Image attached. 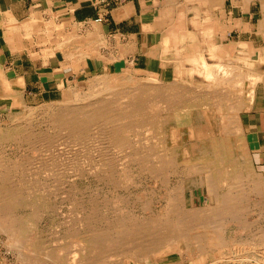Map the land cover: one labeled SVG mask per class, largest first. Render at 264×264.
<instances>
[{
	"label": "bare ground",
	"instance_id": "bare-ground-1",
	"mask_svg": "<svg viewBox=\"0 0 264 264\" xmlns=\"http://www.w3.org/2000/svg\"><path fill=\"white\" fill-rule=\"evenodd\" d=\"M261 1L263 3V12H264V0H261ZM176 2L177 1L174 0V2L169 3V7L164 9L161 12V18H160V21L163 24H167L172 29V30H170L171 35L170 36L167 35V37H165L163 39V42H162L163 50H168L171 47H175L178 49L179 55H180V59L179 60L176 59V61H178V69H176V74H175L174 78H175V80L178 78L179 80L187 81V80L195 79L194 76L196 75V76H199V77L204 79L202 82L200 81V84L198 83V85H202L204 87L205 86L210 87V85L214 86L213 85L214 81H215V86H216L217 85V79H218L217 77L220 76V74H224L225 76L220 78L221 80L219 82L221 83L225 79L226 80L228 79V81L232 82V85L230 88L229 87H228V89L226 88L227 90H224L225 88L221 89L222 91L218 89L219 93H217L216 95L215 94L211 95V94L207 93V95H210V96H206L205 95L206 93L204 91H203L202 95H201V92L198 91L199 86H198V88L195 86V88H197V91L200 93V95H199L200 97H197L195 99H199V100L203 99L204 100V98L209 97L211 99L217 100V104L214 105L216 107V109H213V111L209 110V112L210 113L217 112V113H221L224 115L226 110H227V114L229 111L231 116L229 117L227 122L229 123V121H230V123L229 124L224 123V125L222 124L223 126L219 125V121L223 120L225 122L227 117L224 116L222 118V120H216V118L211 116V114H209V116L206 114V113H209L208 110H206V113L197 111L198 109L194 110L193 105L194 104L196 105V102L192 103V102L182 101V99H180L181 98L180 95H176V94L172 93L173 92L172 90H176V91H178L179 89L183 90V88H180L182 86L177 87V86L173 85L172 87L171 86L167 87L168 89L169 88L171 89L168 91H166V89L165 90L162 89L161 86L160 87L159 86L154 87V86H150V85H148V86H146V85H135V86H133L132 82H131V80H132L131 75L132 74L128 75L126 72L128 70H124V68H123L120 72L121 75H119V76L115 77V75H117V74L113 69H106L108 71L105 72L104 75L99 76L97 74V75H94V78H93L94 84H96V86H100L102 88V89H100V90H102L101 91L102 95L103 94L112 95V97H114V95L119 96L118 99L122 100L121 103L116 102V101H118V100H116L117 98L115 99L116 101L112 102V101L108 100L109 98H103L102 97L101 99H98V100L94 99L96 101L89 102L85 105L84 104H69L71 106H65V107L62 105L64 107V109L62 108V111L60 110L56 116L51 117L52 118L51 123L54 125L52 127L57 128V129H59V127H60L61 129H65L66 131L68 130L67 133H70V135L73 137L72 138L73 140H80V139L82 140L83 138L87 139L88 137H90L89 135H90V133H92L91 127H93L92 126L93 123L101 122L102 125H104L106 123V125L108 126V125H110V122L116 121L115 120L116 118L122 119V117H123V119H122V123H123V120L128 118V117L130 119V116H134V117L143 116L144 117V116H146V114L148 113V110H149L151 112V114L148 113L149 116L151 115L150 117H148L149 122L150 123L153 122L152 124H154V122H156L157 124H160L159 127L161 129H164V128L166 129V127H167V129L170 128L172 130V133L167 135L168 139H166V141L164 142L165 143V149H167V150H165L163 148L165 151H163V154H161V155L159 154L160 159H157L158 164L151 166V167L148 166L150 168L149 172H151L150 174H152V175H150L148 172L147 173L150 176H153L156 179L161 180L162 184H165L166 182H168L167 179L165 178V173L167 174V171L170 168V166H173L174 168L175 167L180 168V166H181L183 169H185L187 171L189 168H192V167L195 168L194 172L196 175L205 174V177L203 178V181L201 180V178H200L201 176H200L199 178H192L188 182L190 183L191 186H194L192 188H196V186H203V190L207 195V202L209 204L207 206L209 208L208 211H211V212L215 211L216 212V211L222 210V212L225 211L224 213H226V214L231 213L232 218H233L232 220L233 221L235 220L236 221L235 223L239 222L238 225H240L242 227L246 226L248 224L247 227H250V229H251L252 222H251V225H249V222L247 223V222H241L240 220H237V218L238 217L240 218L241 215L238 216L239 214L236 215V213H237L238 209L240 208V205H242L241 203L247 201L248 204H250L249 202L252 200L251 197L254 195L256 196V199H258V200H256L258 202L257 206H256V208L258 209V212H259V210L262 209L263 197H261V193L264 192V190H263L261 185L256 184L252 187V185L254 184L253 180H257V181H255V183L260 181L261 184H262V181H261V179L257 178L258 175L253 172L251 166L249 167V172H245L244 174L243 173L241 174L242 169L239 167V165L241 164V161L237 155V150L234 148L235 145L233 146V142H232L233 139H230L233 136L230 133H227V132L225 133L224 131H228L231 128L235 129V127H237V125L235 126V124L238 121L237 118L239 116H237V115L239 114L240 111H243V110L250 111L252 109L253 104L255 102V98H256V86L260 82L264 81V78H263L264 77V69H255L256 63L249 60L248 56L250 53V51H249L250 44H248L246 42H238V43L237 42H231L230 44L226 45L223 43L222 40L224 38H226V32L228 30L222 29L225 27V25L221 23V20L217 16L218 13H216V12L219 10H222V5L224 3V0H187V1L182 2V3L181 2L176 3ZM119 18H121V16H119ZM226 22H228V20H226ZM187 24L193 25L195 30H188L186 28ZM227 27L229 29L232 28L229 26H227ZM261 27L262 28L264 27V20L261 22ZM148 28H150V27H148ZM238 28H240V27H238ZM62 35H64V33ZM87 35H85V36L88 37ZM133 41H134V39H133ZM159 43H160V41H159ZM103 44H104V39H103L102 35L101 36L93 35L88 40H81V39L75 38V37H73V39L66 40V37H64L63 39H61L59 41V43L56 45L55 49L62 51L65 54V57L69 58L71 60V62H73L74 65H78L79 63L80 64L85 63L86 57L89 55L94 56V54H97L98 57H95V56L94 57L100 63L102 61V59L100 57V54H98L97 50ZM119 44H120V49H122L121 54H120L121 55L120 57L122 59V57L125 54L124 52L126 51L125 48L127 46L122 48V46H121L122 44L121 43H119ZM67 45H68V50H66ZM237 51H239L242 54V57L239 59L240 62L238 61V58L235 57V55L237 54L236 53ZM262 53H264V52H262ZM208 55L210 57L209 59H208ZM159 56H160V54H159ZM159 56L156 58H159ZM161 56H163V55H161ZM263 57H264V55H263ZM111 59H113V58H111ZM172 61H174V60H172ZM168 62H169V60H168ZM260 64L264 65L263 59H261ZM125 69H131V68L129 67V68H125ZM242 69H248V70H242ZM75 70H77V69H75ZM104 71H105V69H104ZM138 71H140V70H138ZM226 74H228V75H226ZM170 76H171V74H170ZM227 76L231 77V78H227ZM19 77H22V76L20 75ZM252 77H255L256 79H258V81H256L255 85L252 82H250V84H248V85L246 84V86H245L244 78H248L250 80ZM112 78H113V81L110 80ZM123 84H125V85H123ZM128 84H131L132 86L128 85ZM136 84H137V82H136ZM152 85H154V84H152ZM186 85L188 86V83ZM59 86H60L59 88H62L64 86L63 81H62V84H60ZM162 87H166V85L162 86ZM185 89H186V87H185ZM187 89H188V87H187ZM22 90H24L23 84L21 82H17L14 84V87H11V85H10V87H8V89L5 91L6 95H4V97H11L13 99V107H14L15 111H17L19 108L21 111L23 109L27 108L26 103H25L26 100L24 101V99H23ZM236 90L238 92H236ZM186 92H187V90H186ZM206 92H208V91H206ZM175 93H177V92H175ZM183 93H185V92H183ZM98 95H100V94H98ZM98 95H96V96H98ZM168 95H170L169 100L167 97ZM245 95H246V98L244 97ZM96 96L93 95L92 97L95 98ZM190 96H192V95L190 94ZM241 96H243L244 99ZM92 97H90V98H92ZM192 97H191V99H193ZM98 98H100V97H98ZM76 100H77L76 98L75 99L73 98L74 102H72V103H75ZM80 100L81 99H79V101ZM203 100L201 102L202 104L204 103ZM161 101H162V103H165V104L162 105V107H163L162 109H157L156 106H154V105L160 104ZM119 104H122V106H120ZM189 105L191 106L192 110L188 109ZM160 107H161V105H160ZM209 108H211V107H209ZM49 109H50V107H49ZM206 109H207V107H206ZM29 111H31V110H29ZM39 117H40V115H39ZM217 118H219V117H217ZM140 119L138 121H140ZM145 120L146 119L143 118L142 121H145ZM118 121L119 120H117L116 122H118ZM103 122H104V124H103ZM145 122L144 123L142 122V123L145 125ZM119 123H120V121H119ZM130 124L134 125L135 123L133 124L132 122H130ZM130 124L128 123V125H129L128 126L126 123V126H125V124H124V126L129 127V129H131L132 125H130ZM143 124H141V125L143 126ZM149 125H147V126L149 127ZM134 126H138V125H134ZM147 126H146V128H147ZM25 127H27V126H19V130L21 128L23 130L21 129L22 132L17 131L18 132L17 136L19 139L20 138L22 139L25 137L24 141L27 140L29 142L27 144H29V145H30V143L33 144V141L35 140V136L33 135L34 132H31L32 130H30V132H31L30 133L29 129L27 131V129H25ZM105 127H104V130H105ZM125 127L121 128V127L115 126V125L112 126L111 128L109 127L110 132H108L109 137H107V138L110 139V141H107V138L105 140L102 135H101L102 137L100 139L103 138L105 141H107V143L109 142L108 144L111 148H112V146L116 147V148H123L125 146V144H127V142H128V141H125L126 138L123 135L124 129H126ZM159 127H157V128H159ZM100 128H101V126H100ZM152 128H154V127L152 126ZM57 129H55V130H57ZM127 129H126V131H127ZM133 129H134V127H133ZM238 129H240V128H238ZM100 130H102V129H100ZM9 131H10V129L7 130V132H9ZM58 131H60V130H58ZM66 131H65V133H66ZM97 131H99V130L96 129L95 132H97ZM161 131H163V130H161ZM161 131L159 130V132H161ZM187 131H190V133ZM102 132H103V130H102ZM136 132H137V130H136ZM151 132H149V134ZM156 132H158V131H156ZM237 132L239 133L241 131H237ZM92 134H94V133H92ZM149 134H148V136H149ZM154 134H155V132H154ZM162 134H164V132ZM44 135H47V134L44 133ZM58 135H57V137H58ZM59 136H61V135H59ZM132 136H130V137L133 138ZM150 136H151V134H150ZM156 136H154V137H156ZM98 137H100V136H98ZM104 137H106V136H104ZM53 138H51L52 140H50V139H46L44 137V139L41 138V140L43 139V143H44V140L46 139L45 144H47V146H49L48 148L51 149V148H55L56 143H58V141L55 142L53 140ZM66 138H68V137H66ZM229 139H230V142H228ZM55 140H58V139H55ZM2 141H4V140L2 139ZM37 141H39V139ZM39 142L42 143V141H39ZM41 143H40V145L43 144V143L42 144ZM107 143H105V144H107ZM178 143L180 145L182 144V147H184V149H185L184 154L181 153V155H182L181 158L178 155V151H177L178 149L176 150V147H173V146H175V144L180 146ZM155 144H158V143H155ZM137 145H136V147H137ZM159 145L160 144H158V146ZM42 146H40V147L42 148ZM32 147H33V145H32ZM46 147H45V149L47 150ZM110 147L107 148L108 151H110ZM160 147H159V149H160ZM235 147H237V146H235ZM7 149H9V148L7 147ZM107 149L105 150V152L103 151V153L102 152L101 153L104 155L102 160H103V162L108 163V164H106V167L109 168L110 172H112L113 169L115 168V166H114L115 163H119L120 166H123V168H124L123 170H126V172L130 171L134 168L131 165L132 160L131 161H130V159H129V161L127 160L128 159V157L126 156L127 154L122 158L116 159V158L109 157L107 154H105L108 152ZM144 149H146V148H144ZM152 149H154V148H152ZM17 150H18V148H17ZM19 150H20V148H19ZM39 150H40V148H39ZM42 150L43 149H41V152H42ZM142 150H143V148H142ZM130 151H131V149H130ZM43 152L45 153L44 150H43ZM110 152H113V151H110ZM134 152H136V151H134ZM147 152H148V150H147ZM159 152H161V151H159ZM129 153H131V152H129ZM229 154H232V156H230ZM22 155H23V153H22ZM37 155H38V153H37ZM106 155L108 157H106ZM131 155H129V156H131ZM139 157L141 158V162H142L141 164L143 165V166L142 165L141 166L146 167L145 164L148 165V163H149V159L147 157V154H145V153L141 154L140 153ZM243 157H244V155H243ZM131 158H132V156H131ZM9 159L11 160V158H8V160ZM5 160H7V158ZM5 160H3V161H5ZM228 161H229L228 164L230 166L228 165L229 168L226 166V169L227 168H228V170L231 169V173H230V176L228 177V180L232 181V183L229 184V186H230L229 188H226V189L224 188L225 190L222 189L223 190L222 191V190H219V187H220L219 184L222 185V183L225 182L222 180H225L226 178L223 174L224 172H222L221 167L224 164H226V162H228ZM135 162H133V163H135ZM18 163H23V162H18ZM45 166H46V164L43 166V168ZM96 166L94 167L95 169H96ZM102 166H98L99 167L98 169H100V167H102ZM141 166H139V167H141ZM6 167H8V166H6ZM6 167L0 168V240L2 238L1 234H4L5 236H7L6 240H8L9 245L10 244H12V245L17 244L19 246L22 244L21 241L23 240V237H26V236L22 237V235H21L24 231L23 227H25L26 225L25 226L23 225L25 223V221L23 220L24 218L21 215L16 216L14 212L9 213V212H12V210L15 209L16 207H19V206H17L19 204H17V200L12 197V196H14L15 193L12 196H11V194H9V190L12 191V189L9 188L10 185L7 186L9 188V190L5 187L7 185L6 184L7 181L9 180V178H11V176L9 177V174L11 172L10 166H9V170H10L9 173H7L8 171L5 172ZM49 167H51V166H49ZM49 167H47V169ZM17 168H18V165H17ZM95 169H94V171H97V172H99L100 170L102 171V169H100L99 171L97 169L96 170ZM145 169H147V168H145ZM47 171H49V169ZM143 171L144 170H142V172ZM13 172H14V169H13ZM139 173H140V171H139ZM95 174H96V172H95ZM106 174H107V172H106ZM108 175L110 176V174H108ZM127 175H128V173H127ZM109 176L106 178L110 179ZM177 176H178V174H177ZM113 177H115V176H113ZM189 177H191V176H189ZM254 177H255V179H254ZM107 181H109V180H107ZM251 181H253V182H251ZM121 182H122V180H121ZM178 182H179V180H178ZM104 183H105V181H104ZM110 183H111V181H110ZM245 183H246V185H249V188L244 187ZM17 184H19V183L17 182ZM113 184H115V183H113ZM180 184H181V182H180ZM182 184L184 186V183H182ZM250 184H252V185H250ZM11 185H13V184H11ZM223 185H224V183H223ZM178 186H179V184H178ZM172 187L169 185L167 194L165 196H163V197H165V201H164L165 204L161 207V211L159 209H158L159 211L156 210V208H154L150 202L145 203L146 202L145 201L141 204V206H143V207L140 208V214L139 215H134L133 213H129V210H127L126 213H129V214L126 217L123 216L122 218H118V219H115L112 221H106L105 220V222L98 215H96L97 213H95L96 217H95V215H91V216L90 215H84V217L81 218V220H80V222H82L84 224V226H83L84 229H81V234L84 233V235L80 238L81 239L80 241L82 243L81 248L79 250L73 249V251L71 253H69V255H71L70 256L71 258L67 257V262L64 261V264H101V263L103 264V262H104L103 260H105V261H106V259L108 260V258L110 256L112 258L114 256H118V257L127 256L129 258H133L134 255L136 256L138 254L140 257L144 256V259L147 261V264H159L158 262H156V257L161 258V257L167 256L169 254H172L174 252H178L182 257H185V256H189V257L199 256L201 258L202 257H207V258L208 257H214L213 251L215 249L220 248L222 246H224V247L226 246L225 244H223V243H225V240H223V238H225L223 235L224 227H220V226L216 227L217 224H215V227H213L210 225V223L203 222L201 219L202 216L200 215V213L198 214L197 211H195V213L190 212V213H188L189 215H187L184 211V205H183V204H185L184 200L186 198L180 197V196H182V194L184 192H182V194L180 191L177 192L176 187H174L173 191H172ZM14 189H15V187H14ZM17 189H18V187H17ZM17 189H16V191H17ZM17 192L20 194L19 190ZM129 192H130V190H129ZM190 192H191V190H190ZM12 193H13V191H12ZM147 198H149V197H147ZM20 199L23 200L24 198L23 199L20 198ZM77 200H79V199H77ZM253 200H255V199L253 198ZM94 201H95V199H94ZM21 204H22V202H21ZM80 205L83 206V204H80ZM92 205L94 206V203ZM78 206H79V204H78ZM246 207L248 208V205L245 206V208ZM242 209H244V206L242 207ZM78 210L80 211V209H78ZM84 210H85V208H84ZM97 211H98V209H97ZM201 211H203V210H201ZM246 211L248 212V210H246ZM176 212L180 213L182 217L185 216L187 218V220L182 218V217H179V219H176V217H174V214ZM250 212H251V210H250ZM24 214H26V213H24ZM203 214H204V211H203ZM210 215H211V213H210ZM27 216H29V215H27ZM216 216H217V213H216ZM208 217H209V215H208ZM208 217H207V219H208ZM262 218H263V214H262ZM27 219H28V217H27ZM205 219L206 218H204L203 220H205ZM221 219H223V218H221ZM242 219H246V218H242ZM101 220H102V222H101ZM207 221H209V220H207ZM215 221H216V219H215ZM243 221H245V220H243ZM221 222H222V220H221ZM33 223L35 224V222H33ZM192 223H195L194 226H197L199 224L200 228H203L202 226H205V228H204L205 230L204 229L201 230L200 233H198L197 235H194V236L189 235L188 230L190 228V224H192ZM226 223H227V221H226ZM27 224L29 225V222ZM211 224H213V222ZM253 225H254V222H253ZM101 226H104V227L101 228ZM191 226H193V225H191ZM26 227H28V226H26ZM31 227L33 228V226L30 225V227H29L30 230H31ZM206 227H208V229H206ZM243 229H245V228H243ZM247 232L249 234L248 238H250L251 242H252V239L254 240V238H255L254 241H257L261 244H264V231L261 232L259 230L258 233H255V234H251L250 233L251 230H249ZM28 233H31V232L28 231L27 234ZM33 233L35 234L34 231H33ZM79 235H80V233H79ZM36 236H32V237H36ZM32 237H29V238L31 239ZM76 237H77V235H76ZM245 237H247V236H245ZM37 238H38V236H37ZM25 240H27V238ZM38 240H40V238ZM246 240L247 239H245V242H246ZM26 242L27 241H25V243ZM228 242L229 241H227V243ZM241 242H244V241L242 240ZM37 243H39V242L37 241ZM76 244H79V243L77 242ZM72 245H73V243H72ZM14 246L17 247L16 245H14ZM14 246H12V247H14ZM32 246H29L28 248H30ZM62 246L64 247V245H62ZM19 248H21V247L19 246ZM126 248H128V249H126ZM9 249H11V247ZM19 251H17V252H19ZM29 251H31V250H29ZM39 251H41V250H39ZM52 251H54V250H52ZM182 251H185L184 253H186V254H184ZM26 252H28V251H26ZM113 252H115L114 255H112ZM39 255H40V253H39ZM48 255H51V253H49ZM54 255L55 254L53 253V256ZM257 255H258V253L255 256H257ZM34 257H36V256H34ZM111 257L109 258V260L111 259ZM45 258H47V257L45 256ZM23 259H25V258H23ZM23 259H22V261H23ZM39 259H41V258H39ZM135 259H136V257H135ZM140 260H136V261L140 263ZM22 261H20V262L24 263ZM40 261L45 262V259L40 260ZM47 261H48V259H47ZM50 261H51V257H50ZM52 262H53V260H52ZM55 262H53V263H55ZM183 262H185L186 264H191L190 261H188V259H186V261L183 260ZM39 264H40V262H39ZM109 264H111V263H109ZM170 264H172V263H170ZM174 264H180V263H174ZM210 264H227V263L224 260L221 261L220 258H215L214 262H212ZM238 264H263V262L259 263L257 261H248V260L245 261V260L240 259Z\"/></svg>",
	"mask_w": 264,
	"mask_h": 264
},
{
	"label": "rangeland",
	"instance_id": "rangeland-1",
	"mask_svg": "<svg viewBox=\"0 0 264 264\" xmlns=\"http://www.w3.org/2000/svg\"><path fill=\"white\" fill-rule=\"evenodd\" d=\"M222 29L228 30L229 28L227 26H225ZM47 30H48V37L50 40H48L47 44L44 42V47L47 45V47L50 48V50H48V53H52L53 51H57L54 48L56 46L52 47V45H55L56 43H58V41H60L64 37H66V40L73 39V37L79 38L81 40H88L93 35H95V36L96 35H99V36L102 35V37L104 39V44L101 45L99 47V49L97 50L98 54H100L102 61L99 63L98 60L95 58V57H98L97 54H94L95 57L93 55L87 56L86 60H90V59L94 60L96 62L98 69H94L93 71L87 70V72H85V73L82 72L83 69H77L76 71H80V72H82V74L75 77L72 73L71 74L72 76L68 75V80L65 81V80L61 79L64 83V86L62 87L63 89L65 88L64 90L62 88H59L60 87L59 85L62 84L61 80H59L58 83L55 80H53V81L50 80V82L48 81V83H49L48 85H46V83L44 82V95L42 97L26 99L25 103H26V107L28 109L26 108V109H23L21 111L19 108L17 111H15L14 107H13V102L11 99H6L5 101H2V100L0 101V132H1L0 133V149H1L0 152L2 151L0 153V159H1L0 160L1 161L0 162L1 163L0 168L1 167L5 168L6 166H8V167H6V170H5V172L8 171L7 173H9L11 170L12 173L10 172V174H9V177L11 176V178H9V180L6 183L7 185L5 187L8 190H9V188L12 189L13 193L11 190H9V194H11V196H12L15 193L14 196H12V197L15 198L17 200V204H19V205H17L19 207H16L15 209L12 210V212H9V213L14 212L16 216L21 215L24 218L23 220L25 221V223L23 225L28 226V227H26V226L23 227L24 231L21 235H22V237L23 236H26V237H23V240L21 241L22 244L19 245L21 248H19V246L17 244H13V245L10 244L9 245L8 240H6L7 236H5L4 234H1L2 238L0 240V264H29V263L30 264H39V262H40V264H51V263L52 264H55V263L56 264L57 263L58 264H64V261L67 262V257L71 258L70 257L71 255H69V253H71L73 251V249L79 250L81 248L82 243L80 241L81 240L80 238L84 235V233L81 234V229H84L83 228L84 224L82 222H80V220H81V218L84 217V215H90L91 216V215H95V213H97L96 215H98L104 222H105V220L106 221H112V220H115L118 218H122L123 216L126 217L129 213H133L134 215H139L140 214V208L143 207V206H141V204L145 201H146L145 203L150 202L152 204V206L154 208H156V210L159 209L161 211V207L165 204V202H164L165 197H163V196H165L167 194L169 185L171 187L173 186L172 191H173V188L176 187L177 192L180 191L181 194H182V192H184L182 194V196H180V197L186 198L184 200L185 204H183V205H184V211L187 215H189L188 213H190V212L195 213V211H197V213L198 214L200 213V215L202 216L201 219L203 222L210 223V225L213 227H215V224H217L216 227L217 226L224 227L223 235L225 238H223V240H225V243H223V244H225L226 246L220 247L221 249L220 248L215 249L213 251L214 257H208V258L207 257L201 258L199 256L182 257L178 252H174L172 254H169V255L161 257V258L156 257V262H158L159 264H170V263H172V264H174V263L186 264L185 262H183V260L186 261V259H188V261H190L191 264H208V263L210 264V263L214 262L215 258H220L221 261L224 260L227 264H238L240 259L245 260V261L246 260L257 261L259 263L263 262V264H264V244H261L257 241H254L255 238H254V240L252 239V242H251L250 238H248L249 234L247 232V231L251 230L250 233L255 234V233H258L259 230L261 232L264 231V219H263L264 218V212H263L264 211V201L262 202L263 207L261 210H259V212H258V209L256 208L257 203H258L256 200H258V199H256L255 195L251 197L252 202L250 201L249 202L250 204H248L247 201L241 203L242 205H240V208L238 209L239 212L237 211V213H236V215L239 214L238 216L241 215L240 216L241 219L238 217L237 220H240L241 222H247V223L249 222V225H251V222L253 225V222H254V225H253L254 227L251 225V229H250V227H247L248 224L246 226L242 227V226L238 225L239 222L235 223L236 221L232 220L233 218H232L231 213L226 214V213H224L225 211L222 212V210L216 211V212L212 211L213 213L211 211H208L209 208L207 206L209 204L207 202V195L203 190V186H196V188H192L194 186H191L190 183L188 182L190 179L199 178L200 176H201L200 177L201 180L203 181L205 174L196 175L194 172L195 168H193V167H192L193 169L189 168L187 171V170L183 169L181 166H180V168L179 167L174 168L173 166H170L171 169L169 168L170 170L168 169L167 174L165 173V178L168 181L165 184H162L161 180H158L155 177L150 176L152 174H150L151 172H149L150 168L148 166L151 167V166L158 164L157 159H160V155L163 154V151L167 150V149H165V143L164 142L166 141V139H168L167 135L172 133V130L170 128L167 129V127H166V129L165 128L161 129L159 127L160 124H157L156 122H154V124H152L153 122L150 123L148 117L151 116V115L149 116V114H151V112L149 110H148L149 114L147 113L146 116H144V117L143 116H137V115H136L137 117L130 116V119H129V117L124 119L123 123H122L123 117H122V119L116 118L115 120L116 121L119 120L121 124L119 123V121L118 122L112 121V122H110V125H108V126L106 125V123L104 124V122H103L104 125H102L101 122L93 123V125H92L93 127H91V130H92L91 132L94 134L90 133V135H89L90 137L87 138L88 140L86 138H83L82 140L81 139L80 140H73L72 139L73 137L70 135V133H67L68 130L66 131L65 129H61L60 127H59V129L54 128V127H52L54 125L51 123V119H52L51 117L56 116L57 113L60 110L62 111V108L64 109L65 106H71L69 104H84L85 105L89 102L96 101L94 99L98 100V99H101L102 97L103 98H109L108 100L112 101V102L118 100L116 102L121 103L122 100L118 99L119 96L114 95V97H112V95H106V94L102 95V92H101L102 90H100L102 88L100 86H96V84H94V79H93L94 75L98 74L99 76H102V75H104L105 72L108 71L106 69H113L117 74V75H115V77L121 75L120 72L123 68H124V70H128V71H126L127 74L128 75L132 74L131 75V77H132L131 82H132L133 86H135V85H146V86L150 85V86H154V87H156V86L160 87L161 86V88L164 90L166 89V91L171 90L170 88L168 89L167 87H170V86L172 87L173 85H175L177 87L182 86L180 88H183V90L182 89H179L178 91L172 90L173 91L172 93H174L176 95H180L181 96L180 99H182V101L192 102V103L196 102V105L195 104L193 105L194 110L198 109L197 111H200L203 113H206V110H208V112H209V110L213 111V109H216V107L214 105L217 104V100L211 99L209 97L204 98V100L203 99H200V100L195 99L197 97H200L199 96L200 93L198 91L201 92V95L203 94V91L206 93L205 94L206 96H210V95H207V93H209L211 95H214V94L216 95L217 93H219V90L224 89V88H225L224 90H227L228 87L230 88L232 85V82L228 81V79L227 80L225 79L223 82L220 83L219 82L221 80L220 78L225 76L224 74H220V76L217 77L218 79H217V85L216 86H215V81H214L213 82L214 86L210 85V87H207V86L204 87L202 85H198V83L200 84V81L202 82L204 79L199 77V76H196V75L194 76V78H195V79H193L194 81L193 80L183 81V80H179L178 78L175 80L173 75L170 76V74H168L167 76H164V75L160 76V75H154V74H150V73L146 74L145 72L138 71L132 65H130L128 61L121 59V57L119 55V53H120V44H119L120 42H118L119 40L116 41L115 38H112V37L106 35L104 33V30L102 29V26L99 24H94V25L89 26V27H86V26L84 27L83 25H76V26L64 25V26H61V25L52 24V25L48 26ZM63 33H64V35H62ZM85 35H87L88 37H86ZM66 50H68V45L66 46ZM111 58H113V59H111ZM64 59H65V65L66 66L73 64V63H71V60L69 58H64ZM82 67H83V65H82ZM129 67L131 69H125V68H129ZM104 69H105V71H104ZM242 70H248V69H242ZM226 75H228V74H226ZM227 78H231V77L227 76ZM110 80L113 81V78ZM256 81H258V79H256L255 77H252L250 80L248 78H244L245 86H246V84L247 85L250 84V82H252L255 85ZM136 82H137V84H136ZM169 82L170 83L172 82V83L170 84ZM187 83H188V86L186 85ZM152 84H154V85H152ZM123 85H125V84H123ZM128 85H131V84H128ZM165 85H166V87H162ZM195 86L197 88L199 86L198 91H197V88H195ZM185 87H186V89H185ZM187 87H188V89H187ZM186 90H187V92H186ZM182 91L185 93H183ZM206 91H208V92H206ZM175 92H177L178 94ZM236 92H238V91L236 90ZM98 94H100V95H98ZM190 94L193 97L190 96ZM93 95L94 96L98 95V96H96L94 98V97H92ZM90 97H92L93 99ZM98 97H100V98H98ZM167 97L169 100L170 95H168ZM191 97L194 100L191 99ZM241 97L243 98V96H241ZM244 97L246 98V95ZM73 98L77 99L75 101V103H72V102H74ZM79 99H81V100L79 101ZM202 100L204 102L203 104L201 103ZM164 104L165 103H162V101H161L160 104H157L154 106H156L157 109H162L163 108L162 105H164ZM119 105L122 106V104H119ZM160 105H161V107H160ZM49 107H50V109H49ZM206 107H207V109H206ZM209 107H211V108H209ZM188 109L192 110L190 105H189ZM29 110H31V111H29ZM247 112L248 111H245V110L239 112V114L237 115V116H239L237 118L238 121L235 124V126L237 125V127H235V129L231 128L228 131H224L225 133L226 132L230 133L233 136L230 139L234 140V141L232 140L233 146L234 145L237 146V147L234 146V148L237 150V155L241 161V164L239 165V167L242 169L241 174L242 173L244 174L245 172H249L250 166H251L253 172L256 173L254 162H253V157H252L253 154L250 152V145L248 142L249 140L247 138L246 131L244 132L245 127L242 130V126H243L242 124H244V121L246 120ZM212 113L209 112L206 114L208 116H209V114H211V116L216 118V120H222V118L224 116L227 117L225 122L223 120L219 121V125L223 126L224 123L225 124L230 123V121H229V123L227 122L229 117L231 116L229 111L227 114V110H226L224 115L221 113H217V112H212ZM39 115H40V117H39ZM142 117L146 119L145 120L146 122L147 121L148 122L146 123L145 121H142L143 120ZM217 117H219V118H217ZM139 119H140V121H138ZM129 121L132 122L133 124L135 123L134 125H138L139 127L130 124ZM142 122L143 123L145 122V125ZM126 123H127V125H128V123L130 125H132L134 127V129L132 126H131V129H129V127H125ZM124 124H125V126H124ZM141 124H143V126ZM146 124L149 125V127ZM114 125L119 126L121 128H124V127L126 129L128 128L127 131H126V129H124V133H123L124 137L126 138V139L124 138L125 141H128L127 144H125V146L123 147L124 149L123 148H116L113 146L111 148L108 144L109 142L107 143V141H110V139L107 138V137H109V133H108V132H110L109 129ZM19 126H27V127H25V129H27V131L29 129V132H30V130H32L31 132H34L33 135L35 136V140L33 141V144L32 143H30V145L27 144L29 142L27 140L24 141L25 137L22 139L18 138V136H17L18 132H22V130H23L22 128H21L22 130L21 129L19 130ZM100 126H101V128H100ZM146 126H147V128H146ZM152 126L154 128H152ZM104 127H105L106 131L104 130ZM157 127H159V128H157ZM238 128H240V129H238ZM9 129H10V131L7 132V130H9ZM55 129H57V130H55ZM96 129L99 131L95 132ZM100 129H102L103 132ZM58 130H60L61 132ZM136 130H137V132H136ZM159 130L160 131L163 130V131L159 132ZM65 131H66V133H65ZM156 131H158V132H156ZM235 131L236 132L241 131V132L236 133ZM149 132H151L150 133L151 136H150ZM154 132L157 136L154 134ZM163 132H164V134H162ZM187 132L190 133V131H187ZM44 133L47 135H44ZM58 134L61 136H59ZM148 134H149V136H148ZM57 135L59 138L57 137ZM101 135L103 136V138L105 140L107 138V141H105L103 138L100 139L102 137ZM129 135L130 136L133 135L132 136L133 138H131ZM43 136L46 139H50V140H52L51 138L54 137L53 140L55 142L58 141V143H56V145H55V148L49 149L48 148L49 146H47V144H45L46 139L44 140V143H43V139H44ZM98 136H100V137H98ZM104 136H106V137H104ZM154 136H156V137H154ZM66 137H68V138H66ZM1 138L4 141H2ZM41 138H43V139L41 140ZM38 139H39V141H42L43 144L41 142L37 141ZM55 139H58V140H55ZM230 139L228 142H230ZM40 143L43 146L40 145ZM105 143H107V144H105ZM155 143H158L160 145L158 146V144H155ZM31 144L33 145V147ZM107 145L110 147V151H113V152L108 151L107 148H109V147ZM136 145H137V147H136ZM40 146H42V148ZM7 147L9 149H7ZM45 147L47 148V150L45 149ZM159 147H160V149L161 148L162 149L160 150ZM173 147H176V150L178 149L177 150L178 155L181 158L182 157L181 153L184 154V152H185L184 151L185 149H184V147H182V144L180 146L175 144V146H173ZM17 148H18V150H17ZM19 148H20V150H19ZM39 148H40V150H39ZM142 148H143V150H142ZM144 148H146V149H144ZM152 148H154V149H152ZM41 149H43L45 151V153L43 152V150L41 152ZM106 149L108 152L105 154H107L109 157L116 158V159L122 158L127 154L126 155L128 157L127 160L128 161H129V159H130V161L132 160L131 165L134 168L132 170L126 172V170H123L124 169L123 166H120L119 163H115V165H114L115 168L113 169L112 172H110L109 168L106 167V164H108V163L107 162L105 163L102 160L103 156H104L102 153H103V151L105 152ZM130 149H131V151H130ZM147 150L149 153L147 152ZM134 151H136V152H134ZM159 151H161V152H159ZM129 152H131V153H129ZM22 153H23V155H22ZM37 153H38V155H37ZM140 153L141 154H143V153L147 154V157L149 159V163H148V165L145 164L146 167H142L143 165L141 164L142 163L141 158L139 157ZM107 155H106V157H108ZM129 155H131L132 158ZM229 155L232 156V154H229ZM243 155H244V157H243ZM6 158H7V160H5ZM8 158H11V160L10 159L8 160ZM3 160H5V161H3ZM18 162H23V163H18ZM133 162H135V163H133ZM228 163H229V161L226 162V164H224L222 166L223 168L221 167L222 172H224L223 174H224L226 179L223 177L225 180H222V181H225V182H223L224 185H223V183H222V185L219 184L220 185L219 190H222V189L225 190L226 188H229L230 187L229 184L232 183V181L228 180V177L230 176V173H231V169L228 170V168L230 166ZM45 164L47 167L51 166L48 168L49 171H47L48 169L46 166H45L46 168L45 167L43 168V166ZM17 165H18V168H17ZM9 166H10V170H9ZM95 166H96V169L98 171L100 169H102V171L101 170L99 172L94 171ZM98 166H102L103 168L100 167V169H98L99 168ZM139 166H141V167H139ZM226 166L228 167L227 169H226ZM145 168H147L148 170ZM13 169H14V172H13ZM138 170L140 171V173ZM142 170H144V171L142 172ZM105 171L107 172V174ZM95 172L97 175L95 174ZM127 173H128V175H127ZM108 174H110V176ZM177 174H178V176H177ZM256 174L258 175L257 178L262 179L261 175H259L258 173H256ZM107 175L109 176L110 179L106 178V177H108ZM113 176H115L116 178ZM189 176H191V177H189ZM120 179L122 180V182ZM254 179H255V177H254ZM107 180H109V181H107ZM178 180H179V182H178ZM104 181H105V183H104ZM110 181H111V183H110ZM253 181H254V184L256 185L255 181H257V180H253ZM253 181H251V182H253ZM17 182L19 184H17ZM180 182H181V184H180ZM113 183H115L116 185ZM182 183H184V186ZM11 184H13V185H11ZM178 184H179V186H178ZM254 184L252 185V187L254 186ZM9 185H10V187L8 188L7 186H9ZM14 187H15V189H14ZM17 187H18V189H17ZM244 187L249 188V185H246V183H245ZM16 189H17V191L19 190L20 194L16 191ZM128 189L130 190V192ZM190 190H191V192H190ZM147 197H149V198H147ZM20 198H22V199L24 198V199L21 200ZM253 198L255 200H253ZM77 199H79V200H77ZM94 199L96 202L94 201ZM20 201L22 202V204ZM93 203H94V206L92 205ZM78 204H79V206H78ZM80 204H83V206ZM247 205H248V208L250 207L249 209L247 207L245 208V206H247ZM243 206H244V209H242ZM84 208H85V210H84ZM78 209H80V211ZM97 209H98V211H97ZM127 210H129V213H126ZM201 210L204 211V214H203V211H201ZM246 210H248V212ZM250 210H251V212H250ZM24 213H26V214H24ZM210 213H211V215H210ZM216 213H217V216H216ZM262 214H263V218H262ZM27 215H29V216H27ZM96 215H95V217H96ZM208 215H209V217H208ZM27 217H28V219H27ZM174 217H176V219H179V217H182V216L180 213L176 212L174 214ZM207 217H208V219H207ZM220 217L223 219H221ZM182 218L187 220V218L185 216H183ZM204 218H206V219L203 220ZM242 218H246V219H242ZM215 219H216V221H215ZM220 219L222 220V222ZM102 220H101V222H102ZM207 220H209V221H207ZM243 220H245V221H243ZM226 221H227V223H226ZM28 222H29V225L27 224ZM33 222H35V224ZM212 222H213V224H211ZM194 224L195 223L190 224V228L188 230V233L191 236L197 235L198 233H200L201 230H203L205 228V226H202L203 228H200L199 224L197 226H194ZM30 225L33 226V228L31 227V230L29 229ZM191 225H193V226H191ZM103 227L104 226H101V228H103ZM243 228H245V229H243ZM206 229H208V227H206ZM28 231L31 232L32 234L31 233L27 234ZM33 231L35 232V234L33 233ZM79 233H80V235H79ZM36 235L38 236V238ZM76 235H77V237H76ZM32 236H36V237H32ZM245 236H247V237H245ZM29 237H32V238L30 239ZM26 238H27V240H25ZM39 238H40V240H38ZM245 239H247L246 242H245ZM242 240L244 242H241ZM25 241H27V242L25 243ZM37 241L39 243H37ZM227 241H229V242L227 243ZM75 242L76 243L78 242L79 244H76ZM72 243L74 246L72 245ZM61 244L64 245V247ZM11 245L12 246L16 245L17 247H15V246L12 247ZM9 246L11 247V249H9L10 248ZM29 246H32V247L28 248ZM56 246L57 247L59 246V247L57 248ZM126 249H128V248H126ZM29 250H31V251H29ZM39 250H41V251H39ZM52 250H54V251H52ZM17 251H19V252H17ZM26 251H28V252H26ZM182 252L184 253L185 251H182ZM39 253H40V255H39ZM49 253H51V255H48ZM53 253L55 254L54 255L55 257L53 256ZM257 253H258V255L255 256ZM114 254H115V252L112 253V255H114ZM184 254H186V253H184ZM34 256H36V257H34ZM45 256L47 258H45ZM138 256H139V254L136 256L134 255L133 256L134 259L129 258L127 256H125V257L124 256H121V257L114 256L116 258L115 259L114 257L112 258L110 256L111 259L109 260L110 257L108 258V260L106 259L107 262L105 260H103L104 261L103 264H109V263H111V264H114V263L115 264H147V261L144 259V256H141V257L140 256L138 257ZM22 257L25 259H23ZM38 257L41 259H39ZM50 257H51V261H50ZM135 257H136V259H135ZM43 258L45 259V262L40 261V260H44ZM22 259H23V261H22ZM47 259H48V261H47ZM52 260H53V262H55V261L56 262L53 263ZM136 260H140V263L137 262ZM20 261H22L24 263H21Z\"/></svg>",
	"mask_w": 264,
	"mask_h": 264
},
{
	"label": "crops",
	"instance_id": "crops-1",
	"mask_svg": "<svg viewBox=\"0 0 264 264\" xmlns=\"http://www.w3.org/2000/svg\"><path fill=\"white\" fill-rule=\"evenodd\" d=\"M175 1L182 3L187 0ZM172 2L174 0H0V101L11 99L13 102L11 97L4 95L8 87H14L17 82L23 84L22 95L25 101L42 97L44 82L46 85L50 80L58 83L61 79L68 80V75L72 73L77 77L87 70L98 69L96 62L91 59L83 64L66 66V57L62 51L55 49L57 51L48 53L50 48L47 45L44 47V42L47 44L50 40L47 28L52 24L84 27L99 24L106 35L119 40L122 48L127 46L122 59L128 61L135 69L160 76L171 74L174 77L178 69L176 59L179 60L180 55L175 47L163 50V39L171 35L172 29L160 21L161 12ZM216 13L222 24L232 27L226 32L223 43L250 44L249 60L256 63L255 69H264V65L260 64L261 59L264 60L262 1L224 0L222 10ZM98 19H102V22H97ZM186 28L195 30L190 24H187ZM236 53L235 57L240 62L242 54L239 51ZM158 56L159 58H156ZM20 75L22 77H19ZM263 89L264 81L256 86L255 102L247 112L242 130L245 127L244 132L246 131L250 152L253 154L255 171L262 176V184L260 181L256 184L261 185L264 190ZM261 197L264 201V192Z\"/></svg>",
	"mask_w": 264,
	"mask_h": 264
},
{
	"label": "built area",
	"instance_id": "built-area-1",
	"mask_svg": "<svg viewBox=\"0 0 264 264\" xmlns=\"http://www.w3.org/2000/svg\"><path fill=\"white\" fill-rule=\"evenodd\" d=\"M97 22H102V19H98Z\"/></svg>",
	"mask_w": 264,
	"mask_h": 264
}]
</instances>
